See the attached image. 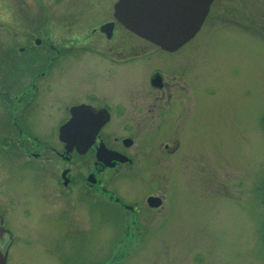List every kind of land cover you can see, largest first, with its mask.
I'll use <instances>...</instances> for the list:
<instances>
[{"label":"rangeland","instance_id":"obj_1","mask_svg":"<svg viewBox=\"0 0 264 264\" xmlns=\"http://www.w3.org/2000/svg\"><path fill=\"white\" fill-rule=\"evenodd\" d=\"M225 4L229 10L223 11V21L231 22H208L204 36L197 38H207L216 55L215 89L198 93L201 140L189 143L194 152L207 153L205 160L192 158L193 153L184 159L185 152L169 157L163 147H146L138 149L139 167L125 169L126 175L111 181L122 201L140 205V227L133 238L126 235L129 218L114 205L111 214L97 210L92 215L81 206L70 224L47 188L53 177H37L18 154L3 155L0 144V209L15 232L10 264H264V0L218 2ZM73 64H62L50 79L53 117L68 100L96 95L94 86L110 89L92 77L85 79L89 74L62 70ZM51 122L39 117L32 124L48 137L44 132L52 130ZM5 127L0 114V131ZM149 153L156 159L146 162ZM172 163L174 177L168 171ZM149 194L166 197L159 213L143 203ZM74 226L78 230L71 231Z\"/></svg>","mask_w":264,"mask_h":264},{"label":"flooded vegetation","instance_id":"obj_2","mask_svg":"<svg viewBox=\"0 0 264 264\" xmlns=\"http://www.w3.org/2000/svg\"><path fill=\"white\" fill-rule=\"evenodd\" d=\"M118 1L0 0V114L7 124L0 131V144L5 147L3 155L18 154L26 166L35 168L37 177H53L47 188L63 205L61 216L70 224L81 206L92 215L97 210L111 214L114 205L129 218L126 235L133 238L140 227V205L122 201L111 190V181L126 175L125 169L139 167L138 149L146 147H163L169 157L185 152L184 159L193 153L192 158L205 160L207 153L194 152L189 143L201 140L198 93L215 89L211 83L217 79L212 68L216 55L214 45L198 37L208 22L231 21H223L229 5L219 6L220 0H215L194 38L169 51L128 30L117 15ZM236 11L232 9L233 16ZM199 50L205 54H197ZM67 62L74 64L62 70L89 74L85 79L92 77L110 89L94 86L96 95L89 92L68 100L65 110L53 117L50 79ZM39 117L52 120V130L44 132L50 136L36 132L32 123ZM73 118L80 123L73 128L76 131H69L71 140L65 143L60 130ZM144 157L146 162L156 159L153 153ZM168 171L171 177L176 175L173 163ZM38 195L32 198L41 205ZM152 197L160 201L159 208L148 203ZM25 199L29 200L27 194ZM143 203L156 213L167 205L162 194H149ZM7 218L0 209L4 264L13 260L15 241Z\"/></svg>","mask_w":264,"mask_h":264},{"label":"water","instance_id":"obj_3","mask_svg":"<svg viewBox=\"0 0 264 264\" xmlns=\"http://www.w3.org/2000/svg\"><path fill=\"white\" fill-rule=\"evenodd\" d=\"M215 0H119L117 15L128 30L161 48L173 51L194 38L205 22ZM76 112L79 108L75 109ZM74 110V111H75ZM80 122L74 118L60 130L61 140ZM81 127L78 128L80 131ZM76 131V129H73ZM78 138V137H76ZM153 208H159L157 198H149ZM0 264L4 258L0 254Z\"/></svg>","mask_w":264,"mask_h":264}]
</instances>
